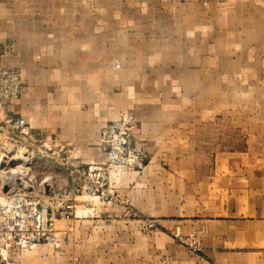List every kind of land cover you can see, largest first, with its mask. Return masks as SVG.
Returning a JSON list of instances; mask_svg holds the SVG:
<instances>
[{
	"label": "crops",
	"instance_id": "1",
	"mask_svg": "<svg viewBox=\"0 0 264 264\" xmlns=\"http://www.w3.org/2000/svg\"><path fill=\"white\" fill-rule=\"evenodd\" d=\"M5 43L25 81L6 112L33 138L103 162L101 127L131 114L145 160L110 174L130 210L80 207L58 246L19 264H264V0H0ZM35 151L34 191L58 222L70 177Z\"/></svg>",
	"mask_w": 264,
	"mask_h": 264
},
{
	"label": "built area",
	"instance_id": "2",
	"mask_svg": "<svg viewBox=\"0 0 264 264\" xmlns=\"http://www.w3.org/2000/svg\"><path fill=\"white\" fill-rule=\"evenodd\" d=\"M12 50V43L0 46V264H18L7 257L11 248L56 243L60 230L74 216L76 194L96 196L130 210L128 197L114 188L110 174L117 167L139 170L145 165L143 152L133 144L138 122L131 114H122L101 127L97 142L104 152L103 162L84 164L77 145H58L53 140L33 138L23 116L6 112L7 102L18 99L25 86L21 70L3 61L4 54ZM29 148L44 153L69 174L71 195L64 194L55 204L58 222L35 194V180L18 177L22 164L29 166L30 171L28 156L33 152H28ZM144 222L147 228L155 227L152 218L146 217ZM172 235L192 253L202 248L197 234L175 231Z\"/></svg>",
	"mask_w": 264,
	"mask_h": 264
},
{
	"label": "rangeland",
	"instance_id": "3",
	"mask_svg": "<svg viewBox=\"0 0 264 264\" xmlns=\"http://www.w3.org/2000/svg\"><path fill=\"white\" fill-rule=\"evenodd\" d=\"M26 144V143H25ZM35 151V150H34ZM34 151L32 150V148H29V151L28 152H30V153H32V155L30 154V156H28L29 157V160H30V171H29V167L27 166V165H25V163L24 164H22V166L18 169V172H17V174H18V177L19 178H22V179H24V178H33V176H32V170H31V166H32V160H33V158H34V156H35V153H34ZM36 152V151H35ZM61 166V165H60ZM46 167V168H45ZM43 169H40V173H43V174H46L48 171V167L47 166H45ZM63 167V166H62ZM64 168V167H63ZM66 170V169H65ZM41 175V174H40ZM39 175V176H40ZM38 179V178H37ZM36 179V180H37ZM38 181V180H37ZM36 181V182H37ZM36 182H35V185L34 186H36ZM124 196H126V195H124ZM75 210H78V208H80V207H83V206H86V205H88V204H93L94 203V201L95 200H99V198L98 197H96V196H90V195H87V194H82L81 196H77V197H75ZM41 202H44V201H42L41 200ZM116 203V202H115ZM64 233H65V229L63 230V229H61L60 230V235L58 236V240H57V242L56 243H54V244H51V245H53V246H58V244H59V242L61 241V238H63V236H64ZM43 244H47V243H43ZM50 245V244H49ZM35 246H37V245H33V246H19V247H14V248H11L8 252H7V257L10 259V260H14L16 263H18L19 264V260L17 259V257H16V255L17 254H20L23 250H25V249H29V248H33V247H35Z\"/></svg>",
	"mask_w": 264,
	"mask_h": 264
},
{
	"label": "water",
	"instance_id": "4",
	"mask_svg": "<svg viewBox=\"0 0 264 264\" xmlns=\"http://www.w3.org/2000/svg\"><path fill=\"white\" fill-rule=\"evenodd\" d=\"M19 181H20V180H19ZM7 188H8V185L5 186V189H7Z\"/></svg>",
	"mask_w": 264,
	"mask_h": 264
},
{
	"label": "bare ground",
	"instance_id": "5",
	"mask_svg": "<svg viewBox=\"0 0 264 264\" xmlns=\"http://www.w3.org/2000/svg\"><path fill=\"white\" fill-rule=\"evenodd\" d=\"M29 167V166H28Z\"/></svg>",
	"mask_w": 264,
	"mask_h": 264
}]
</instances>
